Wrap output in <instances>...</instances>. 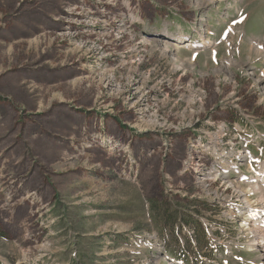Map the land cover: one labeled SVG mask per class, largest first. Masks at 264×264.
I'll return each mask as SVG.
<instances>
[{"label":"rangeland","instance_id":"obj_1","mask_svg":"<svg viewBox=\"0 0 264 264\" xmlns=\"http://www.w3.org/2000/svg\"><path fill=\"white\" fill-rule=\"evenodd\" d=\"M263 49L264 0H0V264L194 260L199 226L195 264L263 262L218 174L264 145Z\"/></svg>","mask_w":264,"mask_h":264},{"label":"bare ground","instance_id":"obj_2","mask_svg":"<svg viewBox=\"0 0 264 264\" xmlns=\"http://www.w3.org/2000/svg\"><path fill=\"white\" fill-rule=\"evenodd\" d=\"M70 9H75V5H73V4H70V5H68L67 6V9H65L66 10V12L65 13H69L70 12ZM59 18L61 19V22H63L62 20H64L65 22H68L67 20H68V18L67 17H65L64 15H61V16H59ZM154 35H157V36H162V37H164L166 40H165V42H168V40H170L171 42L169 43V44H172V46H174L175 48H176V50L178 49V46L181 44V45H184V40L186 39V37H185V35H183L184 36V38H182L180 35H174V34H170L169 32H166L165 34H161L160 35V32H156V33H154ZM178 37V39L176 40L175 38H171V37ZM182 39V40H181ZM176 43V44H175ZM180 45V46H181ZM200 47V45L199 44H197V45H195V46H193L192 47V49H197V48H199ZM264 50V49H263ZM251 153V151H249V152H247V156L249 155ZM242 154V152L240 153V155ZM252 157V156H251ZM252 192H254V191H251V192H245V193H243V195L242 196H248V195H250ZM260 201L262 202V203H264V192L263 191H260ZM228 203H230V202H228ZM246 205H247V208H251L252 207V204L250 203V202H248L247 201V203H246ZM256 234L254 235V236H252V237H250L249 238V240H251V242L253 241V244L252 245H250L249 247H248V249L249 250H251L252 252H258V251H260V252H262V254H263V263H264V231H262V230H259V231H257V232H255Z\"/></svg>","mask_w":264,"mask_h":264},{"label":"flooded vegetation","instance_id":"obj_3","mask_svg":"<svg viewBox=\"0 0 264 264\" xmlns=\"http://www.w3.org/2000/svg\"><path fill=\"white\" fill-rule=\"evenodd\" d=\"M74 11H75V9H70L69 13H65L66 10L64 9L62 11V13L59 14L57 16V18H55V22L59 23V26L62 28H65V29L71 30V29L75 28L73 25V21H75V16H77V13H74ZM61 15H64L65 17H67L68 19H71V20H69V21L67 20L68 22H65L64 20H62L63 22H61V19L59 18V16H61ZM71 23H72V25H71ZM75 30H76V28H75ZM62 31H64V29Z\"/></svg>","mask_w":264,"mask_h":264},{"label":"trees","instance_id":"obj_4","mask_svg":"<svg viewBox=\"0 0 264 264\" xmlns=\"http://www.w3.org/2000/svg\"><path fill=\"white\" fill-rule=\"evenodd\" d=\"M69 5H70V4H69ZM181 216H182V215H181ZM171 217H173V218H175V219H178V218H180V214H179L178 212H173V213H171ZM181 219L184 221V220H185L184 216L181 217ZM186 225H193V226H196V227H197L198 223H194V224H192L191 221H186ZM173 226H174V225H172V227H173ZM199 228L201 229V226H199ZM200 247H201V249L203 248V242H200Z\"/></svg>","mask_w":264,"mask_h":264}]
</instances>
